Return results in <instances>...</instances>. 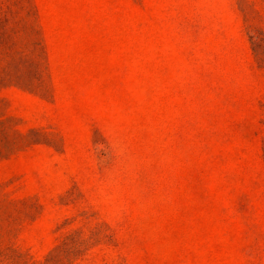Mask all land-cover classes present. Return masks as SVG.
Returning a JSON list of instances; mask_svg holds the SVG:
<instances>
[{
  "label": "rangeland",
  "instance_id": "obj_1",
  "mask_svg": "<svg viewBox=\"0 0 264 264\" xmlns=\"http://www.w3.org/2000/svg\"><path fill=\"white\" fill-rule=\"evenodd\" d=\"M264 0H0V264H264Z\"/></svg>",
  "mask_w": 264,
  "mask_h": 264
},
{
  "label": "trees",
  "instance_id": "obj_2",
  "mask_svg": "<svg viewBox=\"0 0 264 264\" xmlns=\"http://www.w3.org/2000/svg\"><path fill=\"white\" fill-rule=\"evenodd\" d=\"M254 49L257 51L258 54L264 56V45L262 44V39H257L254 41Z\"/></svg>",
  "mask_w": 264,
  "mask_h": 264
}]
</instances>
